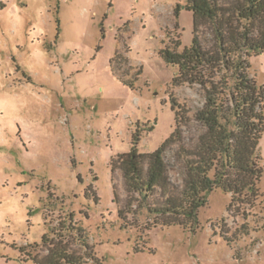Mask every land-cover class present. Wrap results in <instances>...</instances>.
Here are the masks:
<instances>
[{
	"label": "rangeland",
	"instance_id": "374dc122",
	"mask_svg": "<svg viewBox=\"0 0 264 264\" xmlns=\"http://www.w3.org/2000/svg\"><path fill=\"white\" fill-rule=\"evenodd\" d=\"M185 5L0 0V264H264V174L251 205L229 210V194H208L191 230L154 224L138 203L131 207L121 171L111 170L135 134L143 154L170 138L177 127L172 99L192 119L186 126L179 120L187 144L204 132L193 120L201 92L173 86L177 68L161 56L193 43ZM117 52L130 64L117 62L116 70L133 88L112 71ZM250 66L264 85V54ZM259 152L264 166V136ZM165 160L181 190L179 146ZM162 200L158 191L149 203ZM57 246L77 262L58 260Z\"/></svg>",
	"mask_w": 264,
	"mask_h": 264
},
{
	"label": "trees",
	"instance_id": "16d2710c",
	"mask_svg": "<svg viewBox=\"0 0 264 264\" xmlns=\"http://www.w3.org/2000/svg\"><path fill=\"white\" fill-rule=\"evenodd\" d=\"M185 9L193 14L191 47L183 52L167 47L161 56L177 68L173 86L187 85L201 92L203 105L195 110L193 120L204 132L193 145L187 144L179 120L182 118L186 126L192 119L187 110L182 108L181 113L180 105L172 99L177 127L170 138L155 152L143 154L138 151L140 137L135 134L131 150L113 159L111 170L121 171L131 207L138 203L153 215L154 224L195 230L199 212L213 191L222 190L231 196L229 210L236 205H251L260 196L264 85L251 76L250 59L264 54V0H186ZM117 62L130 64L128 57L117 52L111 68L133 88V81L118 74ZM140 74L136 72L135 80ZM174 146H179L185 169L181 190L173 186L165 160ZM158 191L163 200L152 207L149 200ZM114 195L118 204L116 189ZM119 215L122 217L121 211ZM77 233L84 244L82 233ZM55 249L58 260L71 258L77 262L78 257L64 247Z\"/></svg>",
	"mask_w": 264,
	"mask_h": 264
}]
</instances>
